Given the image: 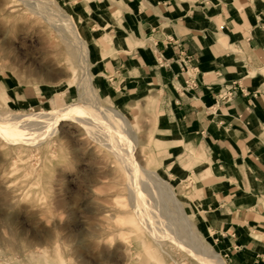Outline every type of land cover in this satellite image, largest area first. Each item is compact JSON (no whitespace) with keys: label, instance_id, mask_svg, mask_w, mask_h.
<instances>
[{"label":"rangeland","instance_id":"374dc122","mask_svg":"<svg viewBox=\"0 0 264 264\" xmlns=\"http://www.w3.org/2000/svg\"><path fill=\"white\" fill-rule=\"evenodd\" d=\"M89 1L56 0L74 17L87 42L77 9ZM34 3L0 0V106L36 112L80 103V68L66 54L52 16L45 18ZM90 51L103 104L118 107L131 119L140 140L139 159L189 202L191 219L228 264L205 215L203 186L209 173L203 154L184 141L163 137L153 90L113 101L95 70L91 46ZM58 124L59 133L38 145L0 139V264H171L161 251L154 250L155 258L143 252V241L152 247L154 242L134 220L121 162L80 124L72 120ZM173 143H179L188 175L172 170L179 159L169 154ZM167 243L182 258L181 250ZM182 263L190 264L188 259Z\"/></svg>","mask_w":264,"mask_h":264},{"label":"crops","instance_id":"0c3cea01","mask_svg":"<svg viewBox=\"0 0 264 264\" xmlns=\"http://www.w3.org/2000/svg\"><path fill=\"white\" fill-rule=\"evenodd\" d=\"M77 10L109 97L153 90L163 137L203 154L205 215L228 264H264V0H90ZM181 151L171 145L172 170L188 175Z\"/></svg>","mask_w":264,"mask_h":264},{"label":"bare ground","instance_id":"6f19581e","mask_svg":"<svg viewBox=\"0 0 264 264\" xmlns=\"http://www.w3.org/2000/svg\"><path fill=\"white\" fill-rule=\"evenodd\" d=\"M31 1H35L38 11L44 13L45 18L52 16L49 19L54 20L51 24L64 43L66 54L80 68V103L36 112L13 111L0 106V139L14 144L38 145L40 141L59 133L57 126L60 121H75L90 138L106 145L126 170L129 206L134 220L150 233L154 242V247L142 242L143 252L148 257L155 258L154 250H157L167 254L171 264H183L186 259L190 264H227L191 219L193 207L189 202L180 199L167 179L139 159L137 146L140 140L131 119L118 107L103 104L91 71L90 44L82 37L74 17L64 12L56 0ZM35 5L31 7L35 8ZM7 48L10 50L12 47L9 45ZM9 58L15 59L13 56ZM48 75L51 77L52 74ZM87 102H90V108ZM167 241L181 250L182 258L179 259L171 251Z\"/></svg>","mask_w":264,"mask_h":264},{"label":"built area","instance_id":"2783aa9c","mask_svg":"<svg viewBox=\"0 0 264 264\" xmlns=\"http://www.w3.org/2000/svg\"><path fill=\"white\" fill-rule=\"evenodd\" d=\"M159 63L161 65H168L169 62L167 59L163 58V56H160ZM199 72V68L197 66H193L190 71L188 72V79L186 81V86L187 88H195L198 86V79H197V74ZM237 87L238 86H231L226 89L224 94L219 95L222 97L223 100H232L235 95L237 94Z\"/></svg>","mask_w":264,"mask_h":264}]
</instances>
